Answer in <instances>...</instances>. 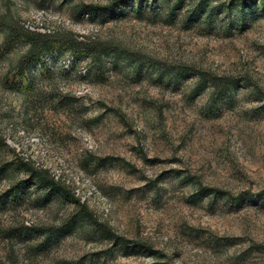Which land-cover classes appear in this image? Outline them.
<instances>
[{
  "label": "rangeland",
  "instance_id": "rangeland-1",
  "mask_svg": "<svg viewBox=\"0 0 264 264\" xmlns=\"http://www.w3.org/2000/svg\"><path fill=\"white\" fill-rule=\"evenodd\" d=\"M0 264H264V0H0Z\"/></svg>",
  "mask_w": 264,
  "mask_h": 264
},
{
  "label": "trees",
  "instance_id": "trees-1",
  "mask_svg": "<svg viewBox=\"0 0 264 264\" xmlns=\"http://www.w3.org/2000/svg\"><path fill=\"white\" fill-rule=\"evenodd\" d=\"M42 46H49V43L48 42H43L42 43ZM39 54H40V49H35V50H33L32 52H31V59H35L37 56H39ZM35 172L36 173H38V174H40V175H42L44 178H48V172H47V170L46 169H44V170H36L35 169Z\"/></svg>",
  "mask_w": 264,
  "mask_h": 264
}]
</instances>
